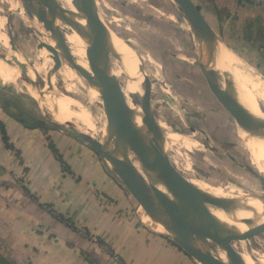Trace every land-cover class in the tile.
<instances>
[{"label":"crops","instance_id":"obj_1","mask_svg":"<svg viewBox=\"0 0 264 264\" xmlns=\"http://www.w3.org/2000/svg\"><path fill=\"white\" fill-rule=\"evenodd\" d=\"M193 2L213 29L222 58L250 75L256 91L249 90L264 103V6L254 8L239 0ZM162 3L173 16L168 20H181L182 39H187L193 56L187 21L172 0ZM100 4L109 27L116 33L124 30L120 16L107 15L108 1ZM119 7L135 29L129 18L143 20L154 5L133 0L130 7ZM144 30L138 34L147 35ZM152 93L150 88V105ZM5 98L0 92V264H200L148 219L140 221L129 191L102 156L53 121L28 116L23 112L26 101L23 106ZM222 110L223 126L228 122ZM199 127L205 137H215ZM197 129L191 127L190 132L200 142L203 135L195 133ZM233 144L229 139L221 142L223 160ZM226 179L233 187L247 188L231 173Z\"/></svg>","mask_w":264,"mask_h":264},{"label":"rangeland","instance_id":"obj_2","mask_svg":"<svg viewBox=\"0 0 264 264\" xmlns=\"http://www.w3.org/2000/svg\"><path fill=\"white\" fill-rule=\"evenodd\" d=\"M23 1L0 0V36L2 35L7 41L6 44H3L0 38V64L5 62L13 65V67L16 65L17 68L22 69L17 62L11 60L12 56H17L18 61L25 64L23 70L26 71L29 78H33V82L37 83L40 88H43L44 81H48L49 76L47 72H43L40 69L39 62H46L45 53L50 45V41L43 37V33L47 32L55 38L56 28L61 27V29L67 30L69 24L65 19L58 16L60 13L63 15L67 13V0L52 1L53 3L46 8V13L50 11L54 13L53 15H49L51 16L52 24L49 28L43 27L44 29L39 30H35L25 21L26 19L24 20L25 16L29 18L41 17L39 8H37L38 10L27 12L26 5L29 4L27 2L25 5ZM91 1L93 11L99 18L98 20H102L103 22L108 21L101 11L100 0ZM107 1V7L109 8L107 15L114 16L117 14L125 22V28L128 29L126 30L123 27L124 30L121 29L122 33L120 31H117V33L123 35L129 46L131 45L134 51L141 57L145 66L150 88L153 90L149 114L154 118L157 129L164 133L167 138V158L175 168L174 171L177 173V177L180 179L183 177L186 181H190L197 187L209 189L223 196H234L242 193L244 195L241 196L249 197L245 204L250 202L254 203V196H264V191L258 180L255 182L256 177L247 171V167L249 166L254 171L259 172L245 144L246 139L249 137H242L237 129L239 127L247 132L248 127L245 126L246 124L238 123L234 120L226 110L222 111L227 113L224 114V121L226 120L228 124L223 122V126L221 125L222 106L208 88L197 62L192 56L190 44L187 39H182L185 35L181 31L184 28L181 20L179 18H174L171 21L168 20V18L172 19L173 16L170 13L169 16L164 11L165 5L162 3V0H150L152 3L148 0L149 5H154L152 13H147V16L143 20L129 18L132 25H137L135 30L130 24L126 23L128 22V17L123 16L119 7V4L124 7H130L133 0ZM160 3L162 4L160 5ZM130 12L132 13V11ZM142 29L147 35L144 33L143 35L138 34L139 31L142 32ZM152 31L156 34L152 33ZM151 36H156L157 40L150 39ZM60 38L61 35L59 34ZM11 40L15 46L14 49H12ZM161 43L164 45H161ZM39 45H42V47H39ZM222 54L223 52L218 45L215 50L217 69L219 70L224 62L228 64L229 68H235L236 64L226 58L223 59ZM54 56H56L57 62L54 61ZM5 58L9 59V61ZM53 61L54 74L52 78L54 79L53 83L55 86L58 87V90L61 89V92L71 95L81 104L85 105L88 82L83 73L71 65L63 52L54 54ZM110 61L113 67V73L116 75L120 93L127 102V83L130 81L131 76L125 70L121 69L120 66H117L111 56ZM246 74L249 75L248 73ZM17 82H10L0 78V92L3 94V97L5 96L7 100L13 99L19 105H23L26 101V108H23V112H29L30 115L28 116L33 115L36 119H41L42 123H49L50 116L43 102L32 99L25 89L21 87L20 81ZM232 91L236 90L232 89ZM240 93L245 100L253 101L248 94L247 88L240 89L235 94L239 95ZM256 96L263 103V99L259 98V94H256ZM95 108L96 105L94 104V106L87 107L86 110L87 117L92 123ZM70 123L76 129L85 131L94 139L99 138L97 131L95 136L89 133V124H81L76 121ZM190 123H193V125ZM197 126H200L199 128L201 129H207L212 133V136L215 134V137H205L206 135L201 134ZM191 127L197 129L195 133L201 136L203 135L199 137L201 139L200 142L190 132ZM177 128L180 129L178 130ZM221 134L225 135V137H221ZM226 134L231 135V137H226ZM247 136L250 135L247 134ZM225 139L231 140L235 147H232L229 155H223L226 158L223 160L221 158V142ZM127 148H129L127 145H121L119 153L125 156ZM127 157L134 165L139 167L140 164L133 149L127 151ZM235 157L236 159H233ZM238 161L241 167L236 164ZM260 162L263 165V171L261 173L264 174V158H261ZM108 166L110 167L109 164ZM230 173L234 180L247 184V188L231 186L226 179ZM113 174L118 178L114 172ZM183 178L182 180L184 181ZM119 181L121 182L120 179ZM121 184L124 186L122 182ZM124 188L126 189L125 186ZM129 195L131 194L129 193ZM131 197L135 203V209L140 221L145 222L143 219H148L163 231L160 224L148 213L144 206L132 195ZM148 225L150 224L148 223ZM162 233L166 235L165 232ZM166 237L178 247L169 236L166 235ZM207 242L209 248L210 246L211 248L213 247L211 251H213L214 255L216 253L227 254L222 249L220 250L219 247L217 248V245L209 238ZM223 243L226 246L229 245L230 247H228L233 252H237L238 256L241 257V254H243L244 263L264 264V232L251 230L231 238L226 236ZM205 250L208 252L209 249Z\"/></svg>","mask_w":264,"mask_h":264},{"label":"water","instance_id":"obj_3","mask_svg":"<svg viewBox=\"0 0 264 264\" xmlns=\"http://www.w3.org/2000/svg\"><path fill=\"white\" fill-rule=\"evenodd\" d=\"M52 1L40 0L41 3H45L47 6H50L53 3ZM172 2L190 27L193 57L211 93L238 123L246 124V126L253 125L264 129V104L260 100L257 101L262 117L254 115L241 103L231 88L228 87L227 74L221 73L217 69L215 57L216 36L199 7L193 0H172ZM70 4L71 7L67 13L64 15L60 13L58 16L65 19L77 36L87 44L88 55L86 60L89 66H91V71L90 76L84 73L83 75L88 83L90 82L94 86L99 87L96 78L101 67L103 68L106 65L109 71L111 70L112 63L109 53L111 49L121 50L127 55L132 65H137L136 78L139 81V87L135 92L130 94L129 102L123 99L127 103V118L131 124V130L126 131V133L136 142L137 148H127L126 155L122 156L117 152L103 147V140L108 137L110 132L115 127H121L123 125L119 106L114 97L115 92L120 91L116 76L114 75L110 76L111 87L105 92L110 107V118L106 125V133L102 142L99 138L94 139L91 135L76 129L71 123L61 125L52 119L50 121L65 128L71 135L86 143L93 151L102 156L129 193L163 227L166 235L195 261L200 264H243L229 254L217 257L210 254L199 244L193 232H236L238 230L229 225V220L238 212L248 213L251 217V219L238 220L239 223L247 225V229L244 232L251 230L264 232V196H258L259 202L255 205L232 204L225 197L213 196L214 194L211 193L208 194L206 190L193 185L183 177L186 187L180 191H174L171 186V181L175 168L167 158L168 145L156 138L147 137L143 129L148 113H150L151 105L149 78L141 57L134 51L131 45L126 46L124 44L126 43L125 41L121 40L122 42L119 41L115 45L109 35L110 32L107 30L102 35L93 36L81 28L76 12L79 11L86 16L90 10H93L91 0H71ZM26 10L29 12L38 9L33 2H30L29 5H26ZM39 11L41 16L46 14L45 8H41ZM47 14L53 15L54 13L50 11ZM59 34L61 35V31L57 29L55 32V39L56 41L59 40L57 44L61 46L62 52L71 65L78 69L77 64L69 52L63 48V41L59 39ZM10 43L12 49H14L13 41L11 40ZM39 47H42V45H39ZM12 60L17 62L22 69L25 68V64L19 62L17 56H12ZM54 61L57 62L56 56H54ZM120 96L123 98L122 94ZM129 149L134 150L140 164L139 167L134 165L127 157V151ZM247 171L251 172L257 178L264 191V174L254 171L249 166L247 167ZM159 179L161 180L159 181ZM189 192L206 197L203 203L198 204L203 212L202 215L197 210L196 204L184 198V194ZM205 204L220 208V214L213 215Z\"/></svg>","mask_w":264,"mask_h":264},{"label":"bare ground","instance_id":"obj_4","mask_svg":"<svg viewBox=\"0 0 264 264\" xmlns=\"http://www.w3.org/2000/svg\"><path fill=\"white\" fill-rule=\"evenodd\" d=\"M23 2L24 3L28 2V4L30 2H33L39 9L41 8L46 9L48 7L45 3H41L40 0H24ZM70 3H71V0H67V10L70 9L71 7ZM76 16L81 25V28L88 34L93 35V36H99V35H102L105 30H107L108 32H110L109 35L115 45L121 40L125 41L112 28H110L109 25L105 21L104 23H100V21L98 20L99 18L93 12V10H90L86 16H84V14L77 11ZM24 20L30 26H32L35 30L44 29L43 27H49L52 24L51 16H49L47 13L45 16L43 15L39 18L38 17L29 18L25 16ZM56 29H60L61 31L60 39H62L63 41L62 43L63 48L65 49V51L69 52L74 62L77 64L78 66L77 70L90 76L91 66H89L86 60V57L88 55L87 44L77 36V34L73 31V29L70 26L67 27V30L66 29L64 30L63 28L61 29V27H58ZM43 37L50 41V43L48 41L50 45H49V48L46 49V53H45L46 62H43V61L39 62L40 69L43 72H47L49 76L48 81H44L43 88H40L37 85V83L33 82V78H29L26 71H24L23 69L17 68L16 65L13 67V65H9L5 62L0 64V78L2 80L15 82V83L19 79L21 87L24 88L25 91L32 98L39 100L40 102H43L50 118L54 122L59 123L61 125H68L70 124V122H73V121H76L81 124H89V127H90L89 133L95 136L96 131H97V133H99L98 137L102 142V140L105 137V133H106V125L110 118V107H109V102H108L105 92L109 90L111 87L110 75L116 76L115 73H113V67L111 68L110 71L108 69V66L106 65L103 66V68L101 67V70L96 78L100 88L94 86L90 82L88 83L87 90H86L87 98L85 99V105H86V109H85V105L81 104L77 99L73 98L71 95L61 92L60 91L61 89L58 90V87L55 86V84L53 83V80H54L52 78L54 74L53 73V67H54L53 55L61 53L62 49H61V46L57 44V41L59 40L56 41V39L50 36L49 33L44 32ZM0 38L3 44L7 43L6 39L2 35L0 36ZM124 44L126 46L127 45L129 46L127 42ZM109 53L112 59L114 60V63L117 66H120L121 69L125 70L128 73V75L131 76L130 81L127 83V93H128L127 102H129L130 94L135 92L139 87V81L136 78L137 77L136 76L137 65L135 66L132 65V63L128 60L127 55L121 50L111 49ZM5 59L9 61V59L7 58ZM219 71L221 73L227 74L228 87L231 88V90L235 89L236 91H238L243 88H248L251 91H256V85L254 81L243 70L229 68L228 65H223L219 68ZM248 89L247 91H248L249 96L253 100L252 102L245 100L242 97L241 93L239 95L237 94L236 95L238 96L241 103H243L254 115L262 117V115L259 112V108L257 104V101L259 99L256 96V94L251 93V91H249ZM236 91H233V92L236 93ZM119 92H115L114 97L119 106V111L121 114V120H122L123 125L121 127H115L110 132L108 137L105 140H103V147L105 149H109L111 151L117 152L118 154H120L119 150H120L121 145L123 144L127 145L129 148H135V149L137 148L136 142L133 140V138L128 133H126V131L131 130V124L127 118V109H128L127 103L120 96L121 93ZM94 104L96 105V108H95V113L93 114L94 119L92 123L90 122V119L87 117L86 110H87V107L89 108L91 106H94ZM247 127H248L247 132L243 131L239 127L237 128L239 131L238 130L237 131L240 133L242 137L243 136H245L246 138L249 137L246 139V143H245L246 147L249 150L251 158L254 164L256 165L257 169L259 170V172H262L263 165H261L260 159L264 158V129L255 127L253 125H249ZM143 129L147 137L156 138L161 142L168 143L166 136L164 135V133L159 131V129H157L155 125V120L152 117V115L149 113H148L147 120H146V123ZM247 134H249L250 136H247ZM160 180L161 179H159V181ZM171 186L173 190L176 192L186 187L185 182L182 180V178L180 179L177 177V173H175V171H173V178L171 181ZM201 189L206 190L208 194L210 193L214 194L213 196L217 195V196L225 197V199H227L232 204L255 205L259 202L258 196H254V203L250 202V203L245 204L246 200L249 199V197L241 196V195H244L242 193H239L238 195H234V196H223V195L215 193L206 188H201ZM184 198L196 204L197 210L201 213V215L203 214L198 204L203 203L206 197H203L201 195L198 196L195 193L189 192V193L184 194ZM205 206L209 209V211L213 215L220 214V208L216 206H211L210 204L209 205L205 204ZM241 219H251V217L248 213L238 212L232 219L229 220V225L238 230L236 232L207 233V232L194 231L193 234L197 238L199 244L204 249H209L208 252L210 254L214 255L213 251H211L213 247L212 248L211 246L210 248L208 247V242H207L208 238L212 240L215 243V245H217V248L218 247L220 248V250L222 249L224 252L229 254L231 257L238 259L243 264H248V263H244L243 254H241V257L238 256L237 252L235 253V251L233 252V250L229 248L230 247L229 245L228 247L224 245L225 242L223 243V240L226 238V236L231 238V237L239 235L240 233H243L244 230L247 229V225L238 222V220H241ZM161 228L163 229L162 226ZM163 232H165L164 229H163ZM220 255L221 256L225 255V253H216L214 256L217 257Z\"/></svg>","mask_w":264,"mask_h":264},{"label":"built area","instance_id":"obj_5","mask_svg":"<svg viewBox=\"0 0 264 264\" xmlns=\"http://www.w3.org/2000/svg\"><path fill=\"white\" fill-rule=\"evenodd\" d=\"M245 3H247L248 5L257 8V7H261L264 6V0H241ZM91 241L93 242H98V238L96 236H89ZM116 260H118L117 256L114 257Z\"/></svg>","mask_w":264,"mask_h":264},{"label":"flooded vegetation","instance_id":"obj_6","mask_svg":"<svg viewBox=\"0 0 264 264\" xmlns=\"http://www.w3.org/2000/svg\"><path fill=\"white\" fill-rule=\"evenodd\" d=\"M251 98V97H250Z\"/></svg>","mask_w":264,"mask_h":264},{"label":"trees","instance_id":"obj_7","mask_svg":"<svg viewBox=\"0 0 264 264\" xmlns=\"http://www.w3.org/2000/svg\"><path fill=\"white\" fill-rule=\"evenodd\" d=\"M108 24V23H107Z\"/></svg>","mask_w":264,"mask_h":264}]
</instances>
